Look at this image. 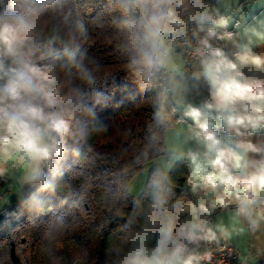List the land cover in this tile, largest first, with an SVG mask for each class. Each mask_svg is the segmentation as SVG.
<instances>
[{"label": "trees", "instance_id": "1", "mask_svg": "<svg viewBox=\"0 0 264 264\" xmlns=\"http://www.w3.org/2000/svg\"><path fill=\"white\" fill-rule=\"evenodd\" d=\"M122 3L37 0L29 16L26 59L47 66L63 91L77 90L93 112L73 124L46 174L48 187L0 226V264H119L141 244L160 240L159 222L173 216L177 228L183 225L178 210L193 201L186 163L150 170L138 197L127 191L146 165L166 155L164 134L183 118L167 100L162 67H145L141 13H123ZM189 3L187 11L176 9L184 26L211 6ZM157 171L169 189L162 208L153 199ZM147 234L154 241L138 240Z\"/></svg>", "mask_w": 264, "mask_h": 264}, {"label": "clouds", "instance_id": "2", "mask_svg": "<svg viewBox=\"0 0 264 264\" xmlns=\"http://www.w3.org/2000/svg\"><path fill=\"white\" fill-rule=\"evenodd\" d=\"M37 6V0H13V7L0 13V46L5 57L0 61V157L11 158L17 152L25 155L32 162L28 181L46 188L49 177L45 165L55 167L54 161L62 156L63 142L73 124L91 114L93 108L77 90L64 92L53 71L31 63L26 59L30 53L22 52L32 34L29 16ZM189 6V0H123V13H141L143 39L148 45L145 67L165 66L169 49L164 34L183 29L185 22L176 9L187 11ZM192 19L204 35L196 50L200 67L191 78L197 84H207L210 100L189 106L186 111L195 124V137L204 148L203 152L190 153L194 168L189 183L193 190L200 187L217 195L207 205L201 201L179 209L190 211L193 218L179 228L173 216L159 222L157 247L149 254L141 244L128 264H210V253H192L185 241H214L215 233L205 230L199 214L210 213L217 205L227 207L232 200L239 203L240 212L249 217L253 229L259 226L258 220L251 217V209L264 197V144L247 137L264 129V78L253 74L264 73V54L255 52L251 42L237 45L231 54L223 47H214L213 39L233 41L232 34L218 35L214 17L207 10L195 13ZM254 35L264 43V32ZM175 87L176 99L182 102V85ZM216 121L230 134L228 137H220ZM166 179V174L159 171L152 179L157 208L168 203Z\"/></svg>", "mask_w": 264, "mask_h": 264}, {"label": "crops", "instance_id": "3", "mask_svg": "<svg viewBox=\"0 0 264 264\" xmlns=\"http://www.w3.org/2000/svg\"><path fill=\"white\" fill-rule=\"evenodd\" d=\"M206 10L214 17L218 35L232 34L233 41L213 39L218 40L219 47H223L231 54L236 50L237 45L251 42L255 52L264 54V43H260L254 35V32H264V0H211V6ZM164 40L169 51L167 62L162 67L163 87L167 100L183 119L166 130L163 140L166 155L153 162L165 171L186 163L191 176L194 164L190 153L203 152L204 148L195 137V124L186 115V111L189 106H200L210 100V93L206 83L201 81L197 84L191 78L192 74L199 70L200 60L193 62L187 71L173 45L172 34L165 33ZM253 74L264 78V73ZM178 83L182 85L179 89L183 96L182 102L176 99L178 90L175 85ZM215 128L222 139L230 135L225 132L219 121H216ZM232 138L235 139L234 136ZM247 139L264 144V129L250 134ZM31 167L32 162L19 152L14 153L11 158L0 157V176L3 179L2 189L5 193L4 200L0 202V210L9 207L6 202L7 197L13 201V204L27 192L32 184L27 179ZM190 190L193 194L191 203L195 205L201 201L207 205L217 195L211 190L200 187L193 190L191 184ZM205 214H210L212 227L219 237L237 248L239 254L237 264H264V197H261L251 209V217L257 219L259 223L255 229L250 226L249 217L240 212L239 203L235 200H232L227 207L217 205L210 213ZM192 219L190 211H183L180 215L182 224Z\"/></svg>", "mask_w": 264, "mask_h": 264}, {"label": "built area", "instance_id": "4", "mask_svg": "<svg viewBox=\"0 0 264 264\" xmlns=\"http://www.w3.org/2000/svg\"><path fill=\"white\" fill-rule=\"evenodd\" d=\"M204 35L199 31L198 25L195 20L186 24L183 29L177 30L172 35V42L176 48V52L180 55L185 69L188 71L189 66L193 62L200 60L196 50L200 47L199 40ZM3 179L0 176V202L4 200L5 193L2 189ZM199 220L203 222L205 230L211 229L216 236L214 241L198 240L195 242L185 241L188 246V250L192 253L203 255L205 253L211 254L210 264H237L239 260V254L237 248L225 239H221L215 229L212 227V221L210 214H200ZM202 235V233H200ZM158 242L152 247L143 246L149 254L158 245ZM137 250V249H136ZM134 250L128 256L122 258L121 262L129 260V257L136 251ZM202 264H208V262H202Z\"/></svg>", "mask_w": 264, "mask_h": 264}, {"label": "water", "instance_id": "5", "mask_svg": "<svg viewBox=\"0 0 264 264\" xmlns=\"http://www.w3.org/2000/svg\"><path fill=\"white\" fill-rule=\"evenodd\" d=\"M12 3L13 0H0V13H3L5 9H7ZM3 60H5V57L3 55V48L2 46H0V61ZM55 162L56 161H54V164ZM49 169L50 167L48 165H45L44 167L45 174H47ZM40 188H41L40 184L32 183L30 189L21 197V199H19L9 207L0 210V226L7 220L11 219L18 212H20L26 205H28L37 195ZM119 264H128V261L121 262Z\"/></svg>", "mask_w": 264, "mask_h": 264}, {"label": "rangeland", "instance_id": "6", "mask_svg": "<svg viewBox=\"0 0 264 264\" xmlns=\"http://www.w3.org/2000/svg\"><path fill=\"white\" fill-rule=\"evenodd\" d=\"M22 52H23V46H22ZM155 162H151L148 165L145 166L144 170L139 172L137 174L136 177L133 178V180L130 182V184L128 185V191L130 192V194H132L135 197L140 196V194L142 193V191L144 190L145 184H146V180H147V175L149 173L150 170L154 169V168H160L158 167V165H155ZM162 168V167H161ZM171 169L167 170L170 171ZM6 202H8V206L12 205V202L9 197L6 198ZM139 241L143 242V243H151L152 241H154V236L152 235H142L139 237L138 239ZM124 255L122 258H124ZM80 264V263H77Z\"/></svg>", "mask_w": 264, "mask_h": 264}]
</instances>
